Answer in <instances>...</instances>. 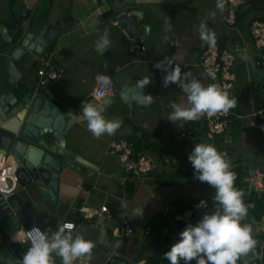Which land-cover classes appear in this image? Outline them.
I'll return each instance as SVG.
<instances>
[{"label":"crops","instance_id":"crops-1","mask_svg":"<svg viewBox=\"0 0 264 264\" xmlns=\"http://www.w3.org/2000/svg\"><path fill=\"white\" fill-rule=\"evenodd\" d=\"M221 2L222 8L218 6ZM25 5L35 11L34 24L47 22L59 28L60 34L49 49V56L27 50L14 59L22 76L20 82L10 88L19 100L34 89L36 94L44 95L61 110L76 115L74 126L65 136L66 148L84 163L81 172L70 167L62 170L59 205L53 215L42 198L22 200L34 224L43 223L47 229L58 230L54 218L58 214L63 215L64 222H75L74 234L96 242L91 260L77 264H107L109 258L126 264H165L164 253L178 241L177 236L172 234L154 242L145 232L153 217L159 213L174 215L181 209L182 212L192 209L191 224L195 225L205 213L214 211L215 190L196 179L188 159L195 144H211L219 152L226 153L231 169L238 164L244 170L246 166L250 170L264 169V141L252 116L254 111L264 108V67L256 64L259 54L250 34V24L241 21L236 28L229 27L226 0H135L133 8L140 13L136 39L147 46L135 59L129 46L130 37L123 26L103 17L112 9L110 0H14L12 9L11 0H0V92L8 87L5 60L20 42L22 32L21 29L7 41L1 27H10ZM201 24L215 33L219 44L228 46L241 41L244 46L237 53V81L230 98L236 99L232 109L241 117L233 118L226 132L213 140L206 136L203 117L197 121H181L183 126L167 119L173 111L171 103L187 106V96L175 84L164 87L166 72L155 67L159 61L165 66L170 61L172 67L181 68L182 74L191 73L193 78L208 86L209 79L198 65L207 44L200 38ZM105 30L111 45L102 55L96 44ZM64 38L67 40L62 41ZM43 62L64 69L62 77L48 88L38 84L37 69ZM98 75H109L114 81L113 92L99 98L106 104L105 118H116L123 123L114 135L96 138L82 119V103L98 99L94 96ZM146 76L152 83L143 93L152 95L153 103L145 106L133 99L127 106L120 93L124 87L136 86L137 81ZM187 130L192 135L182 137L181 133ZM42 137L47 143L55 139L51 133ZM119 139L134 143L136 152L150 156L155 166L152 174L137 179L131 193L127 189L126 169L118 155L111 151L113 142ZM8 161L14 165L11 156ZM161 179L169 183L159 182ZM255 195L261 198L264 193ZM202 200L207 202V208L197 207ZM106 204L109 211L102 212L101 207ZM137 209L143 214L137 216ZM125 218L134 228L131 235H126L122 229ZM253 222L250 215L243 221L251 225L256 240L262 226L252 225ZM0 232L7 235L15 231L10 230L5 221H0ZM11 243L6 239L0 244V264H4L10 254ZM256 249L257 245L254 254L241 257L238 264H259ZM56 264H61L59 257Z\"/></svg>","mask_w":264,"mask_h":264},{"label":"clouds","instance_id":"clouds-1","mask_svg":"<svg viewBox=\"0 0 264 264\" xmlns=\"http://www.w3.org/2000/svg\"><path fill=\"white\" fill-rule=\"evenodd\" d=\"M218 6L222 8V2ZM199 32L201 40L209 46H215V33L210 32L204 24H201ZM110 45L108 31L105 30L97 41V50L103 55ZM242 59L247 60L248 57L242 56ZM155 67L166 72L164 87L175 84L187 96V106L172 102L170 106L173 111L167 116L170 121L178 122L179 126H183L181 121H197L205 115L227 113L236 105V99H230L227 92L213 84L204 86L191 73L182 74L178 65L172 67L170 61L167 66L159 61ZM96 81L99 87L94 96L98 99L82 103V119L87 122L88 130L99 138L104 134L114 135L123 122L116 118L106 119V104L99 99L109 90L110 77L98 75ZM151 83V78L146 76L136 84L145 106L153 103L152 95L143 93V89ZM188 159L195 170L196 179L214 188V211L211 214L205 213L197 224H189L180 233L179 240L164 253V259L169 264H191L192 261L195 264H238L241 257L254 254L257 241L253 238L251 225L243 223L248 215L249 205L243 200L244 193L234 186L236 176L231 171V162L226 153L204 143L195 144ZM197 207L207 208V202L202 200ZM136 212L137 216L143 214L139 209ZM74 232L72 223H64L55 231L42 230L37 225L27 231L21 229L15 239L22 244H30V247L20 264H56L57 257L61 264L91 260L96 242ZM103 235L101 229V241Z\"/></svg>","mask_w":264,"mask_h":264},{"label":"water","instance_id":"water-1","mask_svg":"<svg viewBox=\"0 0 264 264\" xmlns=\"http://www.w3.org/2000/svg\"><path fill=\"white\" fill-rule=\"evenodd\" d=\"M110 1L112 9L103 17L121 24L130 38H138L140 13L133 8L135 0ZM34 14L35 11L25 5L10 27H1V33L7 41L22 29L20 42L11 49L10 56L5 60L8 87L0 92V154L13 158L19 178V186L11 195L5 196L0 192V221H5L12 231L34 224L22 201L24 198L35 201L42 198L48 204V212L53 215L59 205L62 170L67 167L79 172L84 170L82 160L66 148L65 136L74 126L76 115L61 110L44 95L36 94L34 89L19 100L10 88L18 84L22 76L14 59L27 50L47 57L50 55V47L59 38V28L47 22L34 24ZM120 95L127 106L133 99L141 101V93L136 86L124 87ZM46 133H51L55 139L47 143L42 137ZM255 170L246 166L244 174L248 176ZM259 170L264 182V169ZM242 189L247 195L257 194L246 179L242 181ZM54 218L56 228L59 229L64 223V217L58 214ZM38 225L46 229L45 224ZM252 225L261 226L263 223L255 221ZM29 247V244L12 242L11 252L4 264H20Z\"/></svg>","mask_w":264,"mask_h":264},{"label":"built area","instance_id":"built-area-1","mask_svg":"<svg viewBox=\"0 0 264 264\" xmlns=\"http://www.w3.org/2000/svg\"><path fill=\"white\" fill-rule=\"evenodd\" d=\"M244 2L245 0H226L228 6L226 13V23L229 27H237V9L243 5ZM99 14H103V12H100ZM249 30L259 54L256 64L260 67H264V20L258 17L253 19ZM129 46L135 59L140 57L147 49L145 44L135 38H129ZM243 49L244 46L241 41L233 42L231 45L225 47H221L218 42H216L215 46H209L207 43L198 62V65L203 69L209 79V85H216L222 91L227 92L229 98H231L237 81V73L235 70L237 53ZM63 73L64 69L62 67L52 66L49 62H43L42 65L37 69L38 84L41 87L48 88L57 82L62 77ZM213 76L215 77L214 79L212 78ZM98 87L99 85L97 84V88ZM113 89L114 81L111 79V85L109 90L106 92V95L113 92ZM252 116L255 120L256 128L264 141V108L254 111ZM239 117H241V115H237L233 109H230L227 113L203 116L205 122L204 124L206 125L207 138L213 140L216 137L222 135L226 132L227 127L232 119ZM191 135L192 132L189 130L183 131L181 133L182 137H189ZM111 151L118 155L121 163L126 169L128 176H132L134 179L144 178L155 171L153 159L141 152H136L134 143L130 141L119 139L113 142ZM262 176L263 175L260 170L256 169L255 171H251L248 176L244 177V179L249 181V186L254 187L257 194L264 193V182L262 180ZM18 181L19 178L16 173V167L8 161L7 156L0 154V192L5 196L11 195L18 186ZM101 211L108 212V205L106 204L102 206ZM164 217H166L173 225L177 240H179L180 233L192 223L193 210L186 209L183 212H177L174 215L164 214ZM64 223H72L74 228L76 227V224L73 221H67ZM180 223L185 225L183 229L179 228ZM262 223L263 225L261 226L264 227V222ZM34 225L41 227L38 224H33L32 226L24 228L23 230H30ZM121 226L126 235H131L135 232L132 224L126 218L123 219ZM41 229L47 230V228L44 229L42 227ZM145 232L150 234L151 227L148 226ZM165 232H168L167 228L165 229ZM17 233L18 232L15 231L5 235V233L0 232V244L6 239H9L11 242H19L15 239ZM262 248H264V243ZM108 261L109 262L107 264H126L125 261H113L110 258ZM258 261L259 264H263L262 255L259 257ZM191 264H195V261H192Z\"/></svg>","mask_w":264,"mask_h":264},{"label":"trees","instance_id":"trees-1","mask_svg":"<svg viewBox=\"0 0 264 264\" xmlns=\"http://www.w3.org/2000/svg\"><path fill=\"white\" fill-rule=\"evenodd\" d=\"M14 4V0H11V9ZM260 18L264 20V0H245L243 5H241L237 9V23L241 21H246L251 25V22L255 18ZM221 47H225L224 43L219 44ZM231 171L235 173L236 179L234 182V186L244 193L242 189V181L244 180V167L240 164L234 166ZM159 182L169 183L164 179H161ZM137 184V179H134L132 176L128 178V191L129 193L133 192ZM244 202L249 205L248 215H250L255 221L257 222H264V196L261 198L257 197L256 195H247L244 193L243 195ZM183 209L180 210L182 212ZM151 232L150 236L153 238L154 242H159L164 240L167 237L176 235L174 231L173 225L170 221L164 217L162 213L157 214L153 217L152 221L150 222ZM185 225L183 223L179 224V228L183 229ZM168 229V232H165V229ZM257 241V249L256 254L259 257L262 255V262L264 264V248L262 245L264 243V227H262V232L256 236ZM171 248L167 249L169 251ZM165 264H169L166 260Z\"/></svg>","mask_w":264,"mask_h":264},{"label":"rangeland","instance_id":"rangeland-1","mask_svg":"<svg viewBox=\"0 0 264 264\" xmlns=\"http://www.w3.org/2000/svg\"><path fill=\"white\" fill-rule=\"evenodd\" d=\"M65 40H67L66 38H64V39H62V41H65ZM32 73H33V70H32ZM148 151H150V150H148ZM161 250V248H158V251H160Z\"/></svg>","mask_w":264,"mask_h":264}]
</instances>
